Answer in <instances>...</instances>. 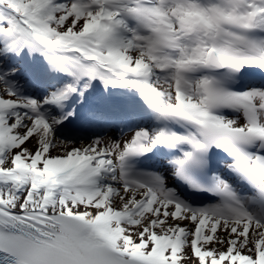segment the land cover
Here are the masks:
<instances>
[{
	"label": "snow or ice",
	"instance_id": "snow-or-ice-1",
	"mask_svg": "<svg viewBox=\"0 0 264 264\" xmlns=\"http://www.w3.org/2000/svg\"><path fill=\"white\" fill-rule=\"evenodd\" d=\"M0 264H264V0H0Z\"/></svg>",
	"mask_w": 264,
	"mask_h": 264
}]
</instances>
